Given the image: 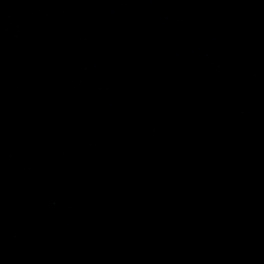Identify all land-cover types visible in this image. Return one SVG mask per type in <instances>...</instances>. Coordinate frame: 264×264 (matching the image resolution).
<instances>
[{
    "label": "water",
    "instance_id": "95a60500",
    "mask_svg": "<svg viewBox=\"0 0 264 264\" xmlns=\"http://www.w3.org/2000/svg\"><path fill=\"white\" fill-rule=\"evenodd\" d=\"M0 264H264V0H0Z\"/></svg>",
    "mask_w": 264,
    "mask_h": 264
}]
</instances>
